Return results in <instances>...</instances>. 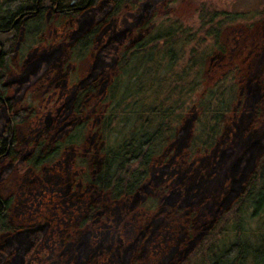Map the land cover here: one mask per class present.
<instances>
[{
	"label": "trees",
	"instance_id": "trees-1",
	"mask_svg": "<svg viewBox=\"0 0 264 264\" xmlns=\"http://www.w3.org/2000/svg\"><path fill=\"white\" fill-rule=\"evenodd\" d=\"M133 1L0 2V11L7 9L1 28L8 30H0L3 52L13 47L15 52L26 38L38 37L43 32L41 28L47 25L53 14L86 12L87 16L90 13L87 11L95 8L93 11L96 14L85 22V30L72 43L71 56L79 59L94 50L96 40L102 43L97 66L88 78L79 82V89L71 102L61 105L57 114L50 115L45 129H41L45 136L34 146V150L11 149L10 161L3 165L2 174L13 172L11 165L14 160V175L23 182L32 181L30 184L25 183L29 184L28 189L33 188L31 184L34 183L43 185L51 176H58L70 185L78 174L75 157H80L77 146L81 141L82 152L86 157L84 160H87V171L83 175L85 191L82 195L92 198V189L98 195L86 205L85 214L78 220L80 226L87 225L88 230H94L102 224L100 221L105 210L100 209V199L105 200L107 197L112 202L120 203L137 197L136 202H139L144 212L156 207L154 216H168L178 221L185 218L189 229L202 228L196 237L197 233L188 231L186 227L189 232L187 237L179 240V247L185 252L179 256L174 253L169 261L176 259L175 264H264V153H260L251 166L260 139L245 144V152L233 165L236 171L242 170L241 174L235 173L234 184L227 187L229 189L222 199L219 198L223 202L214 219L204 222L199 228L193 222L196 211L186 214L182 207L168 209V205L172 204L166 197L168 186L155 185L153 182L156 179L152 178L157 160L173 148L172 144L183 134L186 125L191 124V134L188 142L179 146L178 151L183 149L189 158L208 154L218 145L225 125L240 100L244 70L239 64L232 63L227 68L217 69L212 77H208V74H212L213 68L221 65L223 57L229 54L225 37L227 31L251 14L263 21V17H260L263 12L242 13L202 2L196 9L194 20L167 17L155 29L144 32L146 26H143L136 37L131 29H126L104 41L103 36L110 26L102 30L111 16L114 17ZM13 21L14 27L11 26ZM149 22L150 19L145 25ZM111 57L115 58L113 67L109 63ZM4 59L2 53L0 94H5L7 89L3 83L7 73ZM44 60L40 58L34 61L24 78L14 79V87L24 89L19 97L14 93V101L19 103L14 107L16 126L25 110L20 104L25 83L32 80L34 72ZM110 68L114 70L113 75L107 76L105 89L101 90L103 73ZM261 78L264 86V69ZM100 91H104L103 97L89 112L85 105L92 95ZM83 112L87 114L82 115ZM193 112L192 119L187 123ZM10 132V122L0 102V155L6 151ZM175 170L169 169L168 173H174ZM226 181L228 184V179ZM180 185L181 182H177L174 191L181 188ZM21 199L15 201L18 203L14 206V226L10 216L0 217L3 238L0 253L7 264H31L32 254L51 228L49 219L34 224L19 222L15 207L22 202ZM136 206L132 207L133 211ZM148 222L141 225V231L135 238L138 247L148 237L151 226ZM254 222L257 226L253 225ZM86 239L90 241L91 235ZM83 244V241L79 245L76 243L78 248ZM110 246L105 247L103 241L99 245L105 252L112 251L113 245ZM75 250L74 246L67 243L59 259L53 260L52 264L62 263L68 251L73 259ZM66 264L71 263L67 261Z\"/></svg>",
	"mask_w": 264,
	"mask_h": 264
},
{
	"label": "rangeland",
	"instance_id": "rangeland-1",
	"mask_svg": "<svg viewBox=\"0 0 264 264\" xmlns=\"http://www.w3.org/2000/svg\"><path fill=\"white\" fill-rule=\"evenodd\" d=\"M202 2L242 13L260 10L263 12L260 16L263 21L258 20L259 16L255 17L250 13L251 15L231 27L225 36L229 54L223 57L221 65L213 68L212 74H208V77H212L217 73V69L227 68L232 63L239 64L244 70L240 84V100L225 125L218 145L208 154L190 158L183 149L178 151L179 146H184L189 140L191 124H186L192 119L193 112L185 124L183 134L172 144L173 148L168 149L164 156L157 160L153 168L152 178L156 179L153 183L169 188L166 197L172 204L168 205V209L182 207L186 214L196 211L193 222L198 228L204 222L208 223L214 219L223 202H220L219 198L222 199L229 189L227 187L234 184L232 181L235 173L241 174L242 170L236 171L233 165L245 152V144L260 139L251 166L255 158L264 153V86L261 83L264 69V0H134L114 17L111 16L102 30L103 32L110 26L107 34L103 36L104 41L126 29H131L136 37L143 26H146L144 32L147 29H155L156 25L167 17H181L187 21L196 19V9ZM95 9L87 11L90 12L87 16L86 12L51 15L47 25L41 28L43 32L36 38H26L12 55L11 72L15 80L24 78L34 61L45 59L34 72L32 80L24 86L27 93L24 94V102L21 101L20 104L26 109L16 127L19 148L28 151L32 143L38 138L39 142L45 136L41 129H45L50 115L57 114L61 105L71 102L79 89V82L88 78L97 66L102 44L99 40H96L94 50L86 56L79 59L71 56L72 43L85 30V22L96 14L93 11ZM148 19L151 23L145 25ZM114 60L115 58H110L111 66ZM113 72L110 68L103 73L101 90L105 89L107 76L113 75ZM18 87H14V93L19 97L24 89ZM102 93L104 91L92 95L89 103H86L85 108L89 112L99 104ZM84 114L87 113L83 112L82 115ZM77 147L82 149L81 141ZM83 168L81 174L85 176L86 166ZM172 168H176L175 172L168 173ZM65 175H68L67 171ZM66 182L68 181L58 176H51L48 182L32 189L20 187L16 179L4 183L5 195L14 190V195H18L14 197L15 201L23 199L15 210L19 222L34 224L40 222L39 220L50 221L51 228L39 248L32 254L31 264H52L53 260L59 259L58 256L67 243L75 247V255L72 259V254L70 256L68 251L60 264H66L67 261L71 264H115L129 261L134 264H175L177 260L169 261L170 257L175 255L174 253L179 256L185 252V249L179 247V240L186 238L189 230L196 232V237L202 231V228L189 229L185 218L178 221L168 216H154L156 207L144 212L139 202H136L137 197L120 203L112 202L107 197L105 200L100 199V209L105 210V215L100 221L102 224L94 230H88V226H80L78 220L85 214L86 205L90 200L96 199L98 192L92 189L95 193L92 192V198L75 195L74 192L83 191L76 185L80 181L73 182L70 188ZM177 182H181V188L174 191ZM134 205L138 206L133 211ZM148 219L151 220L148 222ZM147 222L151 225L148 237L138 247L135 238L141 231V225ZM253 225L257 226L256 222ZM89 234L90 241L86 239ZM82 241L84 244L78 248L76 243L79 245ZM101 241L105 247L113 245L112 251L101 250Z\"/></svg>",
	"mask_w": 264,
	"mask_h": 264
},
{
	"label": "flooded vegetation",
	"instance_id": "flooded-vegetation-1",
	"mask_svg": "<svg viewBox=\"0 0 264 264\" xmlns=\"http://www.w3.org/2000/svg\"><path fill=\"white\" fill-rule=\"evenodd\" d=\"M0 2H2V0H0ZM6 10L7 9H5V11ZM5 11H3V12H2V10L0 11V30H8V29L1 28V26L4 23L3 22L4 18L7 16L6 15L7 11L6 12ZM55 11H57L56 8H55ZM11 26L14 27V21L11 24ZM3 50H4V47L1 45V42H0V57H1L2 53L5 55L4 65L6 67V72H7V73H5L4 78H3L4 79L3 83L5 85H7V89L5 91V94H0V102L3 104V106L5 108L6 116L10 122L11 132H10V136H9V140H8V146L6 148V151L4 154L2 153V155H0V217H2V216L6 217L7 215L10 216L11 223L14 226V206L16 204L14 197H16L18 195H17V193H15L16 195H14V190L10 191L7 195H5L3 192L4 183H6L7 181H14V179H16L18 184L20 185V187L28 189V186L32 181H24L23 182V181H21V179L18 178V176L14 175V160H12L13 165H11V169L13 170V172L11 174H5V175L2 174L3 165L10 161L9 155H10L11 149L13 148V150H15V151H25L24 149H21L18 146L17 133H16V127L17 126L14 125V107L19 104L17 101H14V77L12 76V72H11L12 71L11 59H12V55L14 54V47L10 48V49L8 48V50H6V52H3ZM26 93H27V90L24 94H26ZM22 102H24V101H22ZM25 109H26V107H25ZM38 140H39V138L35 141V143H33L32 147L27 152L34 150L33 148H34V146L37 145ZM78 151L80 153V155H79L80 157H79V159L77 157H75V159L77 160L75 168H78L77 169L78 170V174H77L78 178L76 176L75 177L76 180L73 182L76 183L79 180L80 182H77L76 185H78V183H79V187L81 188V190H83L84 189V176L81 173L84 169L83 166L85 165L87 167V164H86L87 160L86 161L84 160V158H86V157L84 156L82 149L78 148ZM83 161H85V162H83ZM73 182L69 185V188L71 187V185H73ZM25 183H29V184H25ZM31 185H32L31 187H33V188L38 187V186H42V184L38 185L37 183L31 184ZM82 193H83V191H82ZM82 193L80 192L81 196H82ZM78 194L79 193L75 192V195H78ZM19 203H22V202H19ZM17 208H18V205L15 207V210ZM8 210H10V211L8 212ZM15 213H16V211H15ZM2 242H3V238H2V235L0 233V251L2 248V246H1ZM12 250H13V248H12ZM2 256L4 257V255H2ZM0 264H7V262H4L2 260L1 253H0Z\"/></svg>",
	"mask_w": 264,
	"mask_h": 264
}]
</instances>
